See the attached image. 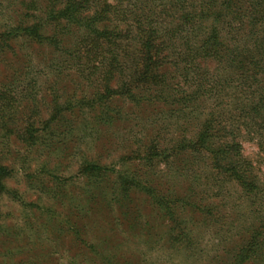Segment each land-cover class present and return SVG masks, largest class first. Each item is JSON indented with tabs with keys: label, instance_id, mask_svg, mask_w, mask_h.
Returning a JSON list of instances; mask_svg holds the SVG:
<instances>
[{
	"label": "trees",
	"instance_id": "trees-1",
	"mask_svg": "<svg viewBox=\"0 0 264 264\" xmlns=\"http://www.w3.org/2000/svg\"><path fill=\"white\" fill-rule=\"evenodd\" d=\"M0 9L6 10L5 18L0 16L1 98L18 84H29L32 67L43 65L57 85L47 120L38 123L24 114L20 142L33 147L54 143L55 137L65 140L71 122L77 123L74 131L95 135L122 125L123 139H130L118 159L124 168L100 163L106 149L80 164L79 177L91 186L85 195L89 210L119 208L125 218L135 198L143 196L168 222L163 245L194 258L200 222L223 219L194 187L221 178L252 191L247 161L233 154L239 144L226 138L228 109L235 111L238 95L253 98L241 103L236 121L243 123L264 105V94L257 91L264 70V0H0ZM66 81L70 86H63ZM200 106L203 116L195 125ZM10 107L0 109V127L15 133L8 127L17 121L14 104ZM137 110L150 127L136 140L131 131ZM162 164L166 172L159 173L168 180L161 175L158 183L155 170ZM12 172L0 163V196ZM183 176L185 182L176 185L184 194L170 189L169 183ZM261 236L264 226H257L232 261L224 257L213 264H264Z\"/></svg>",
	"mask_w": 264,
	"mask_h": 264
},
{
	"label": "rangeland",
	"instance_id": "rangeland-1",
	"mask_svg": "<svg viewBox=\"0 0 264 264\" xmlns=\"http://www.w3.org/2000/svg\"><path fill=\"white\" fill-rule=\"evenodd\" d=\"M5 12L0 9V16L5 18ZM33 63L37 64L34 60ZM42 66L30 69L26 77L29 84H18L5 99L0 95V109L14 104L17 120L8 126L15 133H6L0 127V163L13 171L6 180L7 189L0 196V264H213L224 257L223 260L230 262L253 235L254 229L264 226V105L257 110V115L252 113L243 123L235 119V115H240L241 103L253 95L243 99L238 95L233 106L235 111L231 112L229 107L230 114L224 111L231 118V132L226 134V140L235 139L239 144V151L233 154L247 161V189L252 191H243L237 183L221 178L210 180L206 188L201 183L194 187L195 192L204 194V204L215 217L220 220L217 215L220 214L223 219L219 223L204 217L201 227L195 230L197 255L188 258L185 251L179 253L163 245L168 222L157 216L143 196L135 198L125 218L119 208L116 211L101 205L98 209L93 205L89 210L85 195L91 186L79 177L80 164L93 156V152L106 149L100 163L124 168L126 164L118 159L124 153L121 145L130 139H123L127 133L122 125L99 129L95 135L74 131L77 123L71 122L64 128L65 140L63 136L55 137L54 143L45 140L49 144L33 147L20 142L17 131L25 123V113L39 123L47 120L52 112L51 90H57V85L50 83L54 76L46 75L43 70L46 68ZM258 80L261 83L257 91L264 94V70ZM63 86L70 84L66 81ZM212 104L209 100L208 108ZM203 112L201 106L199 111L194 110L195 125ZM137 113L136 128L131 131L132 139L136 140L150 127L145 116H141L139 110ZM172 124L173 121L170 130ZM195 170L197 172V167ZM155 171L166 172V168L162 164ZM161 175L165 173L155 175L154 180L161 183ZM165 177L168 180V176ZM185 180V176L175 179L169 183L170 189L181 191L176 184H183ZM182 187L185 190V184ZM77 206L79 211H76ZM117 220L122 223L118 228L115 226ZM263 240L261 236L259 241Z\"/></svg>",
	"mask_w": 264,
	"mask_h": 264
}]
</instances>
